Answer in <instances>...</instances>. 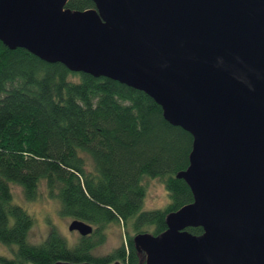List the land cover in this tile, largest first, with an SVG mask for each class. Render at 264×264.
<instances>
[{"label": "water", "instance_id": "1", "mask_svg": "<svg viewBox=\"0 0 264 264\" xmlns=\"http://www.w3.org/2000/svg\"><path fill=\"white\" fill-rule=\"evenodd\" d=\"M91 1L0 0V41L142 91L192 136V201L133 237L145 264H264V0Z\"/></svg>", "mask_w": 264, "mask_h": 264}, {"label": "trees", "instance_id": "2", "mask_svg": "<svg viewBox=\"0 0 264 264\" xmlns=\"http://www.w3.org/2000/svg\"><path fill=\"white\" fill-rule=\"evenodd\" d=\"M92 7L91 0L66 4L71 10ZM191 147L192 136L169 124L144 92L0 41V242L16 245L0 264H145L133 237L163 232L165 214L192 201L189 187L175 176L187 167ZM145 178L163 182L170 200L165 208L141 210ZM12 184L28 200L44 184L63 215L94 230L74 244L53 228L41 243L29 242L34 219L13 202ZM111 222L122 225L124 240L111 254L96 256ZM187 230L202 233L201 227Z\"/></svg>", "mask_w": 264, "mask_h": 264}, {"label": "rangeland", "instance_id": "3", "mask_svg": "<svg viewBox=\"0 0 264 264\" xmlns=\"http://www.w3.org/2000/svg\"><path fill=\"white\" fill-rule=\"evenodd\" d=\"M144 186V197L141 203L142 211H153L165 208L169 203L167 190L163 182L158 178H145L142 180ZM13 202L21 205L33 217V225L28 233V240L33 244L41 243L50 229H55L69 244H74L80 235L76 231H69L68 225L71 222L69 216L60 212L59 203L50 197L44 184L38 188L35 199L28 200L24 197L22 188L12 184ZM95 227L93 226V229ZM146 230L147 228H142ZM128 232L133 234L131 225ZM104 240L95 247L93 254L106 256L113 252L124 240V229L117 222L108 223L104 230ZM16 245L0 242V256L12 257L15 254Z\"/></svg>", "mask_w": 264, "mask_h": 264}, {"label": "flooded vegetation", "instance_id": "4", "mask_svg": "<svg viewBox=\"0 0 264 264\" xmlns=\"http://www.w3.org/2000/svg\"><path fill=\"white\" fill-rule=\"evenodd\" d=\"M94 230V229H93Z\"/></svg>", "mask_w": 264, "mask_h": 264}]
</instances>
